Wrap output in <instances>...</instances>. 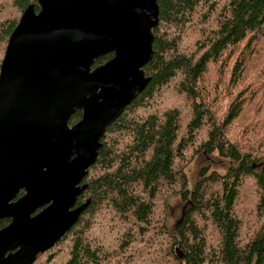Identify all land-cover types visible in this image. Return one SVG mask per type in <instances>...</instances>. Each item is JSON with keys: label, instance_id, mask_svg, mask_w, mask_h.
<instances>
[{"label": "trees", "instance_id": "obj_1", "mask_svg": "<svg viewBox=\"0 0 264 264\" xmlns=\"http://www.w3.org/2000/svg\"><path fill=\"white\" fill-rule=\"evenodd\" d=\"M156 1L153 54L143 66L149 81L105 129L75 206L89 203L37 255L50 252L41 264H51L62 243L61 264H264V0ZM30 4L39 10L37 0H0V66ZM80 116L76 110L68 124ZM242 118L241 141L232 140L230 128ZM205 152L228 167H202L189 190L184 167ZM251 179L261 192L248 228L235 207L247 203ZM169 193L187 208L173 230L163 207Z\"/></svg>", "mask_w": 264, "mask_h": 264}, {"label": "water", "instance_id": "obj_2", "mask_svg": "<svg viewBox=\"0 0 264 264\" xmlns=\"http://www.w3.org/2000/svg\"><path fill=\"white\" fill-rule=\"evenodd\" d=\"M37 4L23 11L0 66V219L11 218L0 264H32L89 203L75 206L82 180L105 129L149 81L143 66L158 23L156 0Z\"/></svg>", "mask_w": 264, "mask_h": 264}, {"label": "rangeland", "instance_id": "obj_3", "mask_svg": "<svg viewBox=\"0 0 264 264\" xmlns=\"http://www.w3.org/2000/svg\"><path fill=\"white\" fill-rule=\"evenodd\" d=\"M219 3H224V0H220ZM198 35V34H197ZM215 72V70L211 73L213 74ZM164 98H166L167 102L168 101H174V99H172V95L170 93H168V91L164 92ZM143 110H139L138 113H142ZM243 123H246V121L244 120V118L239 119V121L236 122V124L234 126H232L229 131V135L232 138V140H237V141H241L240 136L238 135V130L241 127V125ZM264 133V129L260 131V134L262 135ZM190 163H188L185 167V173L187 176V186L188 189L191 190L195 184L196 181H198V173L200 171V169L202 167H206V169L210 170H217L222 172H225L227 167H228V162L222 158L219 157V155H217L216 153H203V154H199L196 158L194 157V159L192 158ZM251 186V187H250ZM247 187H250L249 190L245 191V194L247 195V203H242L239 202L237 204V208L236 209V213L238 214V216L241 218V221L245 224V226L247 227V225H249L248 228H250V225L253 223L252 221L255 220V215H256V205L259 202V195L261 192V188L259 186V183L256 180L251 179L248 184ZM249 201H251V203H249ZM165 204L163 205L164 209H166V213L168 216L167 219V224L168 227L173 230L177 224V222L179 221L180 217H181V213L183 210L187 209L186 208V200L182 199V197L179 194H174V193H169L167 195V197L165 198ZM251 205V207H250ZM252 205H255V208H252ZM103 216H101L100 218V225H107L108 230L110 229V222L107 219L109 216L108 214L105 216L104 214H102ZM247 221V222H246ZM250 222V223H248ZM110 232V231H109ZM104 233L100 234V236H103ZM97 235V234H96ZM109 238V237H108ZM105 241H109V239L105 240ZM108 242V243H109ZM62 244H57V247H55L54 249V254L53 256H56L53 260V262L51 264H61L62 259L65 257L64 253H63V249L64 246ZM50 252L45 253L44 255H40L36 261V264H41L43 262H45L48 259Z\"/></svg>", "mask_w": 264, "mask_h": 264}, {"label": "flooded vegetation", "instance_id": "obj_4", "mask_svg": "<svg viewBox=\"0 0 264 264\" xmlns=\"http://www.w3.org/2000/svg\"><path fill=\"white\" fill-rule=\"evenodd\" d=\"M78 110H80L81 111V116L74 122V123H76L77 121H79L80 119H81V117H82V110L81 109H78ZM74 123H72V124H74ZM72 124H70V126L72 125ZM16 198H17V196H16ZM42 208H39V209H37L36 210V212H38L39 210H41ZM0 220H6V223L3 225V226H1L0 228H3L4 226H6V225H8L9 223H10V221H11V218H2V219H0ZM48 250V249H47ZM43 253V252H42ZM6 254H8V252L6 253ZM38 254H40V253H38ZM37 254V255H38ZM35 261V260H34Z\"/></svg>", "mask_w": 264, "mask_h": 264}]
</instances>
